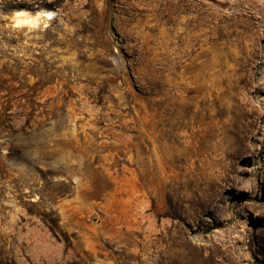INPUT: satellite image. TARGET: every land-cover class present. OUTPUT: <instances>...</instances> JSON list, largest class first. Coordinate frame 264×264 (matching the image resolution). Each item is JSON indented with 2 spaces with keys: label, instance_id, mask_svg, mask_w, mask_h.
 I'll return each mask as SVG.
<instances>
[{
  "label": "rangeland",
  "instance_id": "obj_1",
  "mask_svg": "<svg viewBox=\"0 0 264 264\" xmlns=\"http://www.w3.org/2000/svg\"><path fill=\"white\" fill-rule=\"evenodd\" d=\"M0 264H264V0H0Z\"/></svg>",
  "mask_w": 264,
  "mask_h": 264
},
{
  "label": "bare ground",
  "instance_id": "obj_2",
  "mask_svg": "<svg viewBox=\"0 0 264 264\" xmlns=\"http://www.w3.org/2000/svg\"><path fill=\"white\" fill-rule=\"evenodd\" d=\"M54 17L55 12L50 9H41L35 12H30L26 8L15 9L10 16L13 26L15 27H35L38 25L41 18L49 21ZM255 186H253V188H255Z\"/></svg>",
  "mask_w": 264,
  "mask_h": 264
},
{
  "label": "trees",
  "instance_id": "obj_3",
  "mask_svg": "<svg viewBox=\"0 0 264 264\" xmlns=\"http://www.w3.org/2000/svg\"><path fill=\"white\" fill-rule=\"evenodd\" d=\"M29 6L27 5V4H23L22 5V8H28ZM47 8L48 9H50V10H52V9H54V6L52 5V4H49L48 6H47Z\"/></svg>",
  "mask_w": 264,
  "mask_h": 264
},
{
  "label": "water",
  "instance_id": "obj_4",
  "mask_svg": "<svg viewBox=\"0 0 264 264\" xmlns=\"http://www.w3.org/2000/svg\"><path fill=\"white\" fill-rule=\"evenodd\" d=\"M28 10V9H27Z\"/></svg>",
  "mask_w": 264,
  "mask_h": 264
}]
</instances>
